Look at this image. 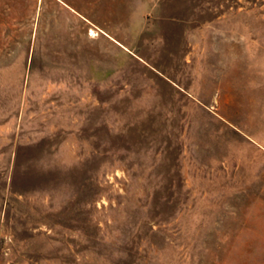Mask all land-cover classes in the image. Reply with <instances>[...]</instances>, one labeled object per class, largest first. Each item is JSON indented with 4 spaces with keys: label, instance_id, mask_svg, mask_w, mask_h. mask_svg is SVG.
Returning a JSON list of instances; mask_svg holds the SVG:
<instances>
[{
    "label": "rangeland",
    "instance_id": "obj_1",
    "mask_svg": "<svg viewBox=\"0 0 264 264\" xmlns=\"http://www.w3.org/2000/svg\"><path fill=\"white\" fill-rule=\"evenodd\" d=\"M0 264H264V0H0Z\"/></svg>",
    "mask_w": 264,
    "mask_h": 264
},
{
    "label": "bare ground",
    "instance_id": "obj_2",
    "mask_svg": "<svg viewBox=\"0 0 264 264\" xmlns=\"http://www.w3.org/2000/svg\"><path fill=\"white\" fill-rule=\"evenodd\" d=\"M93 33V32H92ZM94 35V34H93Z\"/></svg>",
    "mask_w": 264,
    "mask_h": 264
}]
</instances>
